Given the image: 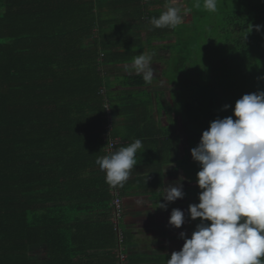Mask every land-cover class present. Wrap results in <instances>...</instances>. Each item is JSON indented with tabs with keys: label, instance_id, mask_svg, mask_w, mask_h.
Here are the masks:
<instances>
[{
	"label": "trees",
	"instance_id": "16d2710c",
	"mask_svg": "<svg viewBox=\"0 0 264 264\" xmlns=\"http://www.w3.org/2000/svg\"><path fill=\"white\" fill-rule=\"evenodd\" d=\"M166 3L0 0V264H118V247L126 255L119 228L123 197L132 186L128 179L110 187L95 163L109 141L118 134L128 143L146 140L133 181L140 195L157 198L164 189L162 166L182 155L178 165L195 181L188 167L194 163L197 173L199 164L190 149L202 131L213 119L232 115L243 94L264 90V0L228 6L219 0L215 12L204 0H183L181 23L152 27L150 18L159 17ZM146 48L159 59L160 49L168 52L160 79L175 87L155 105L147 92H123L124 106L114 104L104 67L132 62ZM128 84L146 85L137 74L126 77ZM156 116L166 124L158 130ZM121 117L150 123V131L112 132ZM195 188L198 203L201 189ZM115 196L121 241L113 222ZM98 228L110 234L103 259L89 235Z\"/></svg>",
	"mask_w": 264,
	"mask_h": 264
},
{
	"label": "clouds",
	"instance_id": "9594fccd",
	"mask_svg": "<svg viewBox=\"0 0 264 264\" xmlns=\"http://www.w3.org/2000/svg\"><path fill=\"white\" fill-rule=\"evenodd\" d=\"M218 2L204 0V6L215 12ZM181 11L168 6L149 23L154 28H174L182 21ZM154 55V51H144L132 60V70L142 75L146 85L155 78ZM142 148V141L135 139L96 158L110 187H123ZM190 153L199 164L196 184L201 191L199 202L190 203L187 212L200 222L190 236L179 233L183 245L170 254L167 264H264V90L243 94L235 101L232 115L210 121ZM184 194L177 181L164 187L160 196L173 202ZM156 207L166 209L167 203L157 201ZM184 222V211L173 208L168 223L180 228Z\"/></svg>",
	"mask_w": 264,
	"mask_h": 264
},
{
	"label": "crops",
	"instance_id": "0c3cea01",
	"mask_svg": "<svg viewBox=\"0 0 264 264\" xmlns=\"http://www.w3.org/2000/svg\"><path fill=\"white\" fill-rule=\"evenodd\" d=\"M168 6H175L181 9V7H183V0H167V3L162 6L163 10L166 11ZM159 44V41L155 42V45L158 46ZM144 51L149 50L146 48ZM158 52L159 54L168 55V52H166L164 49H160ZM165 58V55L160 59L155 55L153 56L151 66L154 69L155 78L153 83L150 85H126V77L136 74L135 71L132 70V62L117 65H106L103 69V73L107 75L108 82L112 84L110 91L112 94L111 97L114 100L113 103L115 104V102H117L118 104L124 106L122 98L127 94L123 92H131L132 94L147 92L153 97L154 105L156 104L159 96H161L159 100L164 102L166 97H168V91L170 89L169 85L163 84L160 79L162 70L164 68L163 60ZM157 65L161 68L160 71L157 72L158 76L155 70ZM159 121V117L156 116L153 126L156 127V130L166 125L164 122ZM176 124L178 132L183 133L180 142V145H183L186 137L182 128V122L179 120V118L178 123ZM148 125L149 127L145 126L144 124H130V121L127 118L121 117L116 122L115 129L113 128L112 132L120 131V133L126 134L131 131L134 135L138 136L143 129H148L150 131L151 124L149 123ZM111 129L112 127L110 124L107 125V133L109 130L111 132ZM115 140L118 142L117 148L121 146H127L133 142L131 141L128 143L123 141L119 134L116 135ZM143 141L146 140L143 139L142 142ZM182 158L183 156L179 155L176 161L169 162L162 166L163 188L170 184L174 185L177 183V181H179V183L182 184L183 191L185 190V194L188 193V195H185L182 198H177L173 202H165L162 196L156 198L149 195H140V186L133 181L134 178L136 179L138 176L135 175V172H138V169L134 168L132 170V173L129 177L132 187H130L128 190L130 191L128 194L131 195L123 197L124 213L121 218V223L119 224V228H121L122 232H124L126 236L123 250L126 253L127 264H167V259L170 257V254L173 251H179L183 245L184 240L179 236V233L183 231L187 236H190L191 232L195 229L192 219L188 215H185V222L180 228L173 227L168 223V217L173 208L181 209L185 214V211H187L189 205L188 201L190 200V188L197 185L196 183L188 181L183 174L182 169L179 166V162H182L183 160ZM160 163L161 162H159V164ZM140 172H142V169ZM132 193H137L138 195H132ZM157 201H160L161 203H167V208L161 209L156 207ZM85 216H93L97 220L99 219V215L86 214ZM90 230L91 231L89 232V235L94 237L91 239V241H95L91 242V244L96 246V256L99 259H103L106 257V252L109 250L105 243L107 238L110 240V234L104 229L100 228L95 229V232H93V229ZM99 239H102L103 241H100ZM101 244L104 245L102 246Z\"/></svg>",
	"mask_w": 264,
	"mask_h": 264
},
{
	"label": "built area",
	"instance_id": "2783aa9c",
	"mask_svg": "<svg viewBox=\"0 0 264 264\" xmlns=\"http://www.w3.org/2000/svg\"><path fill=\"white\" fill-rule=\"evenodd\" d=\"M117 143L116 140H110L107 147H106V151H109V150H113L115 149V144ZM113 207H114V211H113V222L116 223V230H117V236H118V239L119 241H121V233H120V230L117 228V221H118V218L119 216L121 215V206H120V200L118 198V196H115L114 199H113ZM121 248L118 247L117 249V263L118 264H126V255L121 253Z\"/></svg>",
	"mask_w": 264,
	"mask_h": 264
},
{
	"label": "rangeland",
	"instance_id": "374dc122",
	"mask_svg": "<svg viewBox=\"0 0 264 264\" xmlns=\"http://www.w3.org/2000/svg\"><path fill=\"white\" fill-rule=\"evenodd\" d=\"M233 1H234V0H222L223 4H225L224 6H228V5L231 4ZM184 6H185V4H184ZM203 6H204V5H203ZM185 13H187V15H189L188 12H185ZM164 55L167 56L166 54H164ZM163 63L166 64V68L164 67L165 69H164V68H163V69H164V70H168L167 67L169 66V64H168V62H166V59L163 60ZM160 69H161V68L157 65V67H156V69H155V70H156V74H157V76H158V73H157V72L160 71ZM164 70H163V71H164ZM167 79H169V77H168ZM168 84L170 85L169 87H175V85L173 84V81H172L171 83L168 82ZM169 102H170V99H169ZM193 128H194L193 130H195V127H194V126H193ZM188 169H190V170L192 171V174H193V176H194L195 179H196V173H195V171H196V166H195V164H194V163L191 164V165L188 167ZM182 172H183V170H182ZM192 182H195V183H196V180H195V181H192ZM195 191H196V188H195L194 186L190 188V191H189V192H190V193H189V194H190V197H189L190 200L188 201V204H190V203H197V202H196L197 199H196V193H195ZM183 192L185 193V190H184ZM185 195H188V193L184 194V196H185ZM190 201H191V202H190ZM188 204H187V205H188ZM185 215H188V212H187V211H185ZM192 222H194V223L197 222V218H196L195 220H193Z\"/></svg>",
	"mask_w": 264,
	"mask_h": 264
}]
</instances>
